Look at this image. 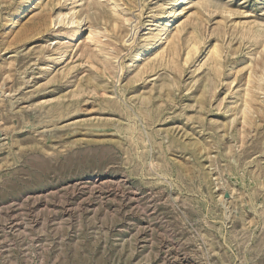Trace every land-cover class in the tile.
I'll use <instances>...</instances> for the list:
<instances>
[{"label": "rangeland", "instance_id": "1", "mask_svg": "<svg viewBox=\"0 0 264 264\" xmlns=\"http://www.w3.org/2000/svg\"><path fill=\"white\" fill-rule=\"evenodd\" d=\"M26 1L0 0V264H264V0H185L180 72L137 82L133 49L171 23L169 0H113L126 35L105 55L89 39L111 29L107 2L33 0L19 21ZM73 7L84 38L68 46Z\"/></svg>", "mask_w": 264, "mask_h": 264}, {"label": "bare ground", "instance_id": "2", "mask_svg": "<svg viewBox=\"0 0 264 264\" xmlns=\"http://www.w3.org/2000/svg\"><path fill=\"white\" fill-rule=\"evenodd\" d=\"M32 1L33 0H27L25 2V4H27L28 6H23L22 10L17 13V15H16L17 20H19V21H26L28 19L29 13H30V8L32 6L31 5L32 4ZM38 1H39V3L42 4V3L47 2L48 0H38ZM184 1L185 0H169L167 6L165 7L166 9L165 8H160L159 9V11H160L159 15H160L161 19L162 18H165L164 16L167 14V12L173 13L172 21H171V23L166 28H164L162 26H159L158 24L154 25V23H150L149 25H147L148 27L149 26H151V27L156 26L157 29H156V33L155 34L148 33L149 35L146 37V38L151 39V40L153 39V43L151 45H146V44L138 45L137 47L135 46L136 47L135 49H133L132 58H131L132 59V63H133L132 66L136 67V70H135L136 73H135L134 82H137L138 80L143 79V77L145 75H149L150 73H152L156 69V67H155L156 65L168 67L169 70H171V71L173 70V71L180 72V65H179V62L180 61L178 62V57H179V51H180V49L182 47L181 46L182 45V42L180 43V39H179L178 35H179L180 31H181V26H182L181 23L182 22L180 23V18L179 17L181 15V10L180 9H181V7H183ZM102 2H107L110 5V7H111V15H112L111 16V20L107 19V21L111 25V29L109 31L108 30H105L106 35H102V37L100 36V38H98V36L100 35V33L97 32V31H95V34H91L89 41L93 45H95V46L98 45V49H97L98 52L100 51L101 54H104L105 55V54H107L106 51H108V48L110 47V45H115L116 44L117 39H118V37H117L118 35L117 34L120 33L121 31L122 32H125V30H122L123 29L122 28L123 20L121 19V17H119L120 15L117 13V9H118L117 3L115 1H113V0H102V1H100V4H103ZM119 4H122V3H119ZM90 5H94V4H90ZM90 5H87V7L89 8ZM75 9L76 8L73 7L71 9V11H70V12H72L71 15H73V17L76 14ZM64 17H65V14H63L62 12H60L59 13V16L57 17L58 24L64 23V19H63ZM68 21H69V19H68ZM82 22L83 21H81L78 16L77 17H74L73 19L71 18L70 23H68V24H71L72 25L71 26L72 27L71 28L72 30H70L71 33L66 38V42H65L66 45H68V46H75L76 44H78L80 41L83 40V38H84V29L85 28H83ZM135 29H133V30H135ZM37 30L38 29H36V31ZM125 35H126V32H125ZM105 37H111V40L112 41H111L110 44L103 43L102 42V39L105 38ZM254 37L257 38L259 36L258 35H254ZM129 40H131V39H129ZM129 40H127V41L124 40V41H126V43L128 44ZM135 42H133V44ZM126 43H125V45H126ZM160 44H162V47L166 46V48L165 49L163 48V50L157 49V45H160ZM184 44L187 45V48H188L187 52L185 53V58H183L184 59V62L187 63L191 59V57L193 56V54H195L196 51L198 50L199 42H198V39L196 38L195 33H192L190 36H188L186 38ZM129 45H131V44H129ZM129 45H126V46L129 47ZM262 46L264 47L263 44H262ZM154 48H156L155 49L156 53L154 54L155 59L152 62L148 63L147 65L143 66L140 69V66L137 65L138 61L142 57H144V56L148 55L149 53H151L152 50H154ZM129 49H132V48L130 47ZM211 50L212 51H211V57H210V59L212 60V67L213 68H212V74L210 76H208V80L207 81H208V83L210 85H213V83L215 82V78H217V77H219L221 75V72H220V70L218 68V66H219L218 58L220 57V49H219L218 46L215 45L213 47V49H211ZM64 53L63 52H59L58 53L59 54V59H62L63 58ZM129 53H130V51H129ZM198 53H199V51H198ZM194 63H196V62H194ZM102 64H104L105 66H109V64H107L105 61H103ZM233 65H234V63H233ZM257 65H259V64H257ZM132 66H130L129 68L131 69ZM193 67L198 68L199 67V64L197 66L194 64ZM94 68H96V67H94ZM106 70H108V69L106 68L105 70H103V72H105ZM236 70H238V68H235V71ZM232 72H233L232 70H230L228 72L229 77L231 76ZM160 77H162V76H160ZM232 79H234V78L232 77ZM250 79H251V76H249V80ZM251 81L253 82V80H251ZM162 82H163L162 83L163 85H161L160 90H162L164 88V85H166V82L164 80ZM75 83H76V90L74 92H76V93L77 92H81V91H85L86 89H88V90L89 89H92V91H94L96 93L98 92V86H97L96 81L94 79H91L90 80V82H89L90 85H88V83H86V87H87L86 89L83 88V84L81 82L77 81ZM174 84L175 83L172 82V83L168 84V86H172ZM248 84H249V82H248ZM263 84H264V80L260 76L255 85L257 86L258 89H262ZM205 87H206V85H205ZM208 87L209 86H207V89L205 88V90L202 92V97H205L206 92L208 90H210V88H208ZM105 90H106L105 88L101 87L102 94L103 93L105 94ZM152 90L153 89H151V91ZM169 93H171V92H169ZM138 96H140V95H138ZM245 96H246V100H245V108L243 110V115L247 117V115H249V113H250V108H251L250 102H249L248 99H250L251 101H253L254 98H253V95L249 92V89H247ZM139 98H141L140 105L143 106V109H144V111H142V113L144 115H148V113H147L148 112V105L149 104L151 105V99H152L151 93L149 92L148 95L144 94V95H142ZM203 100H205V99H202V100H200L198 102L200 104V108H205V106H206V103ZM55 114L58 117H63L66 114V110L60 109V110L56 111ZM246 129H247V127H246ZM245 143H246V141H245ZM199 144L200 143L197 142L196 143V146H198ZM201 146H202V144H200L198 146V148L201 149L202 148Z\"/></svg>", "mask_w": 264, "mask_h": 264}]
</instances>
